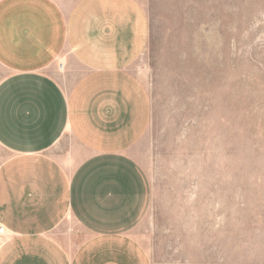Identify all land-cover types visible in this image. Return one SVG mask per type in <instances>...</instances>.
Returning a JSON list of instances; mask_svg holds the SVG:
<instances>
[{"label": "crops", "instance_id": "1", "mask_svg": "<svg viewBox=\"0 0 264 264\" xmlns=\"http://www.w3.org/2000/svg\"><path fill=\"white\" fill-rule=\"evenodd\" d=\"M149 40L139 0H0V264H153Z\"/></svg>", "mask_w": 264, "mask_h": 264}, {"label": "rangeland", "instance_id": "2", "mask_svg": "<svg viewBox=\"0 0 264 264\" xmlns=\"http://www.w3.org/2000/svg\"><path fill=\"white\" fill-rule=\"evenodd\" d=\"M139 1L152 199L135 235L153 264H264V0Z\"/></svg>", "mask_w": 264, "mask_h": 264}, {"label": "built area", "instance_id": "3", "mask_svg": "<svg viewBox=\"0 0 264 264\" xmlns=\"http://www.w3.org/2000/svg\"><path fill=\"white\" fill-rule=\"evenodd\" d=\"M6 232H7L6 227L0 224V236H3Z\"/></svg>", "mask_w": 264, "mask_h": 264}]
</instances>
